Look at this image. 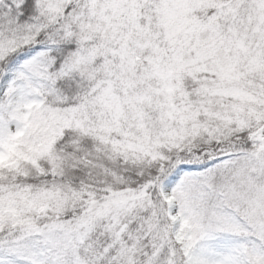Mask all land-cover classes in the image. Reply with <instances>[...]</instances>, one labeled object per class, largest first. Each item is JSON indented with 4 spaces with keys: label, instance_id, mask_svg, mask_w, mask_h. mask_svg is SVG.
Returning <instances> with one entry per match:
<instances>
[{
    "label": "snow or ice",
    "instance_id": "1",
    "mask_svg": "<svg viewBox=\"0 0 264 264\" xmlns=\"http://www.w3.org/2000/svg\"><path fill=\"white\" fill-rule=\"evenodd\" d=\"M0 264H264V0H0Z\"/></svg>",
    "mask_w": 264,
    "mask_h": 264
}]
</instances>
